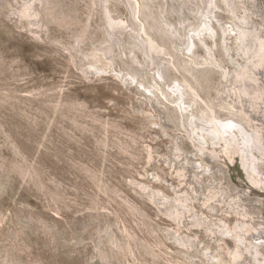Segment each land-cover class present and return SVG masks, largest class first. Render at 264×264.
I'll list each match as a JSON object with an SVG mask.
<instances>
[{
  "label": "rangeland",
  "instance_id": "1",
  "mask_svg": "<svg viewBox=\"0 0 264 264\" xmlns=\"http://www.w3.org/2000/svg\"><path fill=\"white\" fill-rule=\"evenodd\" d=\"M260 192L264 0H0V264H264Z\"/></svg>",
  "mask_w": 264,
  "mask_h": 264
},
{
  "label": "bare ground",
  "instance_id": "2",
  "mask_svg": "<svg viewBox=\"0 0 264 264\" xmlns=\"http://www.w3.org/2000/svg\"><path fill=\"white\" fill-rule=\"evenodd\" d=\"M136 10H137V8H136ZM136 13H137V11H136ZM135 17H136V15H135ZM209 21V20H208ZM211 23V22H210ZM240 73V72H239ZM224 75V74H223ZM174 92L177 94V95H179L180 97H181V94H182V91H181V89L180 88H178L177 86H175L174 85ZM173 88H171V89H173ZM173 94V93H172ZM176 96V95H175ZM178 108L179 109H183V106H182V101H181V99H179V102H178ZM242 131V130H241ZM242 134H244L243 136H242V138H243V141H244V143H248L250 140H249V137H248V135H246L245 134V132L243 131L242 132ZM232 138V137H231ZM189 140H191V139H189ZM210 142V141H209ZM231 142V141H230ZM193 144V143H192ZM242 147V146H241ZM250 147V146H249ZM248 147V148H249ZM252 147V146H251ZM257 147V146H256ZM243 148H245V147H243ZM255 147H254V152H256L255 151ZM250 151V150H249ZM258 152V151H257ZM245 153V152H244ZM252 154V153H251ZM247 154L245 153V156L244 157H241V158H239V159H241V161H242V167H243V170L246 172V173H250V172H255L256 170H255V168L253 167V165L251 164V159L249 158V157H247L246 156ZM216 156V155H215ZM233 157H234V155H233ZM219 159V158H218ZM231 160V159H230ZM255 160H257L256 158H255ZM233 161V160H232ZM256 163L257 161H253V163ZM249 176H250V174H249ZM252 177V176H251ZM251 181V180H250ZM252 182V181H251ZM249 183V182H248ZM254 183V182H253ZM259 185V184H258ZM256 186V185H255ZM264 192H260L259 194H258V200H257V203H259V201H261V197H262V195L261 194H263ZM264 195V194H263Z\"/></svg>",
  "mask_w": 264,
  "mask_h": 264
}]
</instances>
